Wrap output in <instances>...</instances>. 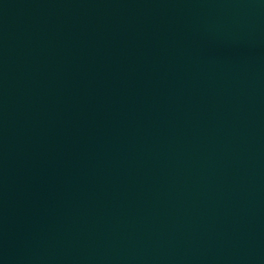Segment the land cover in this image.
<instances>
[{
	"label": "water",
	"instance_id": "95a60500",
	"mask_svg": "<svg viewBox=\"0 0 264 264\" xmlns=\"http://www.w3.org/2000/svg\"><path fill=\"white\" fill-rule=\"evenodd\" d=\"M0 264H264V0H0Z\"/></svg>",
	"mask_w": 264,
	"mask_h": 264
}]
</instances>
